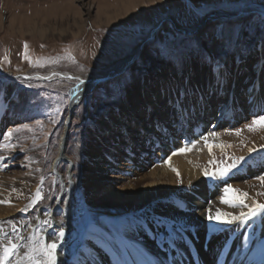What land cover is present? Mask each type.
Wrapping results in <instances>:
<instances>
[{
    "label": "rangeland",
    "instance_id": "obj_1",
    "mask_svg": "<svg viewBox=\"0 0 264 264\" xmlns=\"http://www.w3.org/2000/svg\"><path fill=\"white\" fill-rule=\"evenodd\" d=\"M245 10L250 13H244ZM254 10L264 13V0H0V123L4 119L0 132V157H3L0 159V201H5L0 203V213L8 212L0 217L3 232L13 224L23 230L31 225V236L35 238L31 243H46L37 216L41 210L48 212L52 208L61 188L51 172V162L57 154L72 81L63 78L37 81L21 75L56 71L87 77L107 73L138 50L147 34L162 20L165 22L155 31L153 40L139 58L123 74L97 84L75 109L67 155L74 163L72 177L77 206L70 225L76 249L92 236L90 228L96 223V217L112 211V208L94 206L97 189L87 188L84 183L83 162L89 160L88 156L98 162L92 168L94 178L105 175L95 169L107 168L109 163L106 155L88 154L99 145L93 133L99 131L100 138L113 136L107 129L99 128L98 123L106 120L114 107L133 93L140 77L149 79V88L153 91L166 87L167 80L158 76L162 66L171 73L177 91L179 83L188 86L190 82L187 67L195 76L217 61L233 72L238 68L244 74L236 84L240 94L234 95V99L241 97L238 104L244 113L231 108L234 118L215 127L217 116L227 108L232 96V75H227L230 83L225 87L220 110L215 108V114L203 128L207 143L215 148L198 168L204 175L210 172L209 176H215L217 169L237 161L228 173L252 166L262 170L260 176H264V139L255 140L264 130V121L259 119L264 117V108L257 106L259 98L255 97L257 78L260 76L264 81V16ZM263 88L264 84L260 86ZM197 96V92H185L181 105L192 108ZM198 112L201 116L202 111ZM205 117H209L207 113ZM253 119L258 121L255 125H252ZM117 132L122 133L121 129ZM126 165L128 162L121 161L114 167L143 174L158 166L155 162L145 170L140 167L144 165L141 163L136 169ZM59 170V175L66 176L68 165L63 163ZM124 171H111L107 176L135 178V174L126 176ZM258 181V198L264 204V183ZM101 184L104 188L110 182L106 180L98 186ZM125 185L128 182H118L112 188ZM33 201L36 202L33 204ZM57 217L60 222L64 220L60 214ZM124 218L126 214H119V221ZM4 243L0 240V244ZM21 246L20 243L17 251Z\"/></svg>",
    "mask_w": 264,
    "mask_h": 264
},
{
    "label": "bare ground",
    "instance_id": "obj_2",
    "mask_svg": "<svg viewBox=\"0 0 264 264\" xmlns=\"http://www.w3.org/2000/svg\"><path fill=\"white\" fill-rule=\"evenodd\" d=\"M243 12L250 13L249 10ZM158 29L154 28L144 38L146 46L153 40ZM137 51L117 67L127 65V69L131 66L140 56L129 64L130 58ZM213 65L207 70L202 68L195 76L191 75L187 67L185 71L190 75V82L188 86L179 83L178 91L173 85L171 73L166 66H162L158 70V76L167 80L166 87L153 91L149 88V79L146 76L140 77L133 88V93L127 99H123L118 107H114L106 120L99 121V128L107 129L113 136L100 138V132L94 131L93 135L99 140V145L91 148L88 154L98 152L106 155L109 163L107 168L95 169L105 175L94 178L91 175L94 170L92 168L98 162L92 161L88 156L89 160L83 162L84 183L86 182L87 188L97 189L98 196L96 203H93L94 206L112 208V211L96 217V223L90 228L92 236L77 249V245L75 246L72 241L73 233L70 225L73 211L77 206L75 181L72 177L74 163L67 155V141L75 109L97 84L105 81L99 78L106 72L87 77L56 71L30 75L31 79L37 81H50L54 78L72 81V86L67 92L68 111L59 138L57 154L51 162V172L61 185L60 192L52 208L48 212L41 210L37 216L45 242L55 240L58 245L57 264H92L93 261L95 264H118V262L119 264H176L177 260L167 259L168 253L175 256V259L183 256L188 263L191 255L188 244L193 245L198 255L206 262L215 261L218 257L216 252L225 245L226 264H264V212L246 221L232 220L231 216L224 215L225 213L238 215L247 212L253 202L260 204L262 200L258 198L260 190L258 177L262 170L243 166L245 168L242 170L223 176L219 174L205 176L198 168L202 160L213 154L215 147L207 143L203 128L209 118L215 114V108L220 110L219 106L222 104L220 101H224L222 99L225 95V87L230 80L233 82L230 89L232 99L229 96L230 104L217 116L215 127H220L231 117L234 118L233 112L229 110L231 108H238L242 114L244 113L243 107L238 104V98L241 97L235 96L234 99L236 93L240 94L236 85L238 78L243 77L244 74H240L238 68L233 72L232 68L227 69L217 61ZM227 75H232L230 80L226 79ZM112 78L115 76L107 80ZM257 79L258 88L255 97L259 100L256 103L258 107L264 108V88L260 89L264 81L260 80V76ZM185 92L198 94L195 97L197 103L192 108H184L181 105L182 94ZM249 106L251 107L252 104ZM197 110L202 111L201 116V112L197 113ZM206 113L209 117H205ZM143 120L151 121L152 124L146 127L140 126ZM3 122L4 119L0 123V132L4 126ZM233 122L235 120H232ZM165 123L169 126L167 127ZM138 126L140 128L135 130ZM117 129H121L122 133H118ZM263 139L264 130L256 135L255 140ZM134 156L137 157V161L133 160ZM121 161L128 162L126 166H129V169H136L139 163L144 164L140 167L145 170L155 162L158 166L150 168L147 173L138 174L135 170L124 171L114 167ZM63 163L68 165L66 176L59 175V168ZM115 170L124 171L126 176L130 173L136 176L129 180L124 176H107L109 172ZM88 180H92V183ZM106 180L110 182L109 185H105L104 188L100 187L102 184L98 186V183ZM146 181L150 183H145ZM118 182H128V185L112 188ZM137 185L143 186L137 187ZM228 186L231 188L225 193L224 190ZM244 193L247 195H243ZM239 199H243L247 207L239 204ZM224 200L228 202L225 203ZM6 214L8 212L0 213V217ZM58 214L64 219L62 222L57 219ZM119 214H126L127 218L119 221ZM209 214L220 216V219L210 221L207 218ZM161 218L165 219L168 225H175L181 231L170 235L169 229L165 227H153L154 221ZM2 224L0 220V225ZM60 228L64 230L62 240L54 235ZM32 231V226H28L25 230L17 226L16 232H13L12 228L0 232V240L7 243L4 233L12 236L14 241L17 235L22 236L23 239L20 241L22 246L18 252L23 254L31 242L28 237L32 235ZM173 240L174 244L169 246ZM75 249L76 253H74ZM15 259V256L9 257L10 262Z\"/></svg>",
    "mask_w": 264,
    "mask_h": 264
},
{
    "label": "snow or ice",
    "instance_id": "obj_3",
    "mask_svg": "<svg viewBox=\"0 0 264 264\" xmlns=\"http://www.w3.org/2000/svg\"><path fill=\"white\" fill-rule=\"evenodd\" d=\"M25 47H27V45H25ZM259 119L261 121H264V117H260ZM257 122L258 121L256 119H253L252 125H255ZM37 123H39V121ZM252 125H246V127L251 128ZM236 131L237 133H239L240 130L237 129ZM249 151H251V149ZM0 159H3V157H0ZM241 159H243V157ZM236 164H237V161H233L232 164L228 165V167L217 169V172L219 175L223 176L227 174L231 168L236 167ZM5 167H7V165H5ZM205 175H212V173L205 172ZM258 179L261 181V183H264V176H260L258 177ZM230 188L231 186L226 187L224 190L225 193H227L230 190ZM243 195L246 196L247 193H244ZM36 196H37V199L41 198L39 192H37ZM35 202L36 201H33V204ZM223 202L227 203L228 201L224 200ZM0 203H5V201H0ZM238 203L241 204L242 206L247 207V205H244L243 199H239ZM261 212H264V204L253 202V205L249 208L247 212H241L238 215H232L231 213H225L224 215L231 216L232 220H245L246 221ZM207 218L210 221L219 220L220 216H213L209 214ZM142 226H147V225H142ZM152 226L156 228L165 227L169 229L170 235H174L181 231V229L176 228L175 225H168L166 220L163 218L154 221ZM12 230L13 232H16L15 224H13ZM0 232H3V228H0ZM50 235H53V234H50ZM54 235H56L58 239L62 240L64 237L63 228H60L59 232L54 233ZM4 236L7 240V243L0 244V248H2V251H0V264H24L25 261L27 262V264H57L58 245L55 240L48 242V243L38 242V243L33 244L30 242L27 246V251H25L23 254H20L17 250L20 248L19 242L23 239V237L17 235L14 241L13 237L8 235L7 233H4ZM28 239L29 241H32L35 238L30 235ZM172 244H174V240L170 242L169 246H172ZM12 256H15L16 259L10 262L9 257H12ZM92 264H95V262L93 261Z\"/></svg>",
    "mask_w": 264,
    "mask_h": 264
},
{
    "label": "water",
    "instance_id": "obj_4",
    "mask_svg": "<svg viewBox=\"0 0 264 264\" xmlns=\"http://www.w3.org/2000/svg\"><path fill=\"white\" fill-rule=\"evenodd\" d=\"M254 11H255V13H258V14L264 16V13L259 12V11H257V10H254ZM240 14H241V13H239V15H240ZM164 22H165V20H162V21L157 25L156 28L158 29V28H159ZM180 30H181V29H180ZM181 31H182V30H181ZM147 41H148V40H147ZM145 46H146V43H145V42L140 44V47H139L137 53L134 54V55L132 56V58H130V60H129V64H131L132 62H134V60H135L136 58H138V56L140 55L142 49H143ZM126 66H127V65H124V66L121 65L120 67H116L115 69H113V70H111V71L105 73V74H104L102 77H100L99 79H101V80H107V78H110V77H113V76H117V75L121 74V73L126 69ZM21 76H22L23 78H26V79L30 78V75H21Z\"/></svg>",
    "mask_w": 264,
    "mask_h": 264
}]
</instances>
